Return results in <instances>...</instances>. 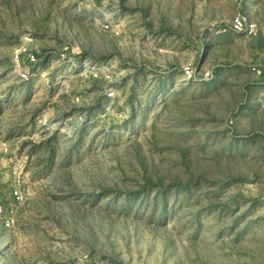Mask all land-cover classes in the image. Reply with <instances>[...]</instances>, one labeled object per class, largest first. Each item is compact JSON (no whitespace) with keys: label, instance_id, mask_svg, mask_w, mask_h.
Wrapping results in <instances>:
<instances>
[{"label":"rangeland","instance_id":"rangeland-1","mask_svg":"<svg viewBox=\"0 0 264 264\" xmlns=\"http://www.w3.org/2000/svg\"><path fill=\"white\" fill-rule=\"evenodd\" d=\"M239 11L264 28V0H0V264H264Z\"/></svg>","mask_w":264,"mask_h":264},{"label":"built area","instance_id":"built-area-1","mask_svg":"<svg viewBox=\"0 0 264 264\" xmlns=\"http://www.w3.org/2000/svg\"><path fill=\"white\" fill-rule=\"evenodd\" d=\"M222 31H233L246 36L264 34V28L260 26L257 21L250 18L245 11H239L228 23L222 25ZM23 60L30 63L36 61V55L25 45H22L13 55V62L18 69H20ZM182 73L186 78H195V74L189 66L184 67ZM211 76L212 74L209 71L203 73V79H209ZM20 77L26 79L27 72L22 70L20 72Z\"/></svg>","mask_w":264,"mask_h":264}]
</instances>
